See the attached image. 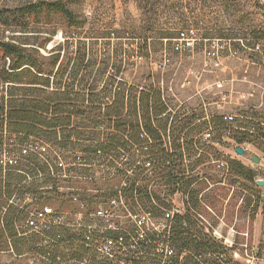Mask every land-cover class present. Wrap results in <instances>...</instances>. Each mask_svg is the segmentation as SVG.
I'll return each instance as SVG.
<instances>
[{"label":"trees","instance_id":"16d2710c","mask_svg":"<svg viewBox=\"0 0 264 264\" xmlns=\"http://www.w3.org/2000/svg\"><path fill=\"white\" fill-rule=\"evenodd\" d=\"M54 16L65 21L60 24L50 22ZM42 18L48 19L49 26L44 25L46 22H42ZM84 23L85 20L69 2L31 0L20 6L0 8V133L15 136L14 141L20 144L32 139L71 149H101L118 157L117 148L128 150L132 144L142 142L139 133L141 128L144 129L152 141L150 153L158 154L152 158L159 166L155 177L164 178L165 184L178 186L183 194L191 196L183 202L185 212L175 214L172 243L178 249L192 250L195 254H201L204 248L212 252H227L228 248L203 234L202 228H195L190 211L198 209V194L202 189L190 190V185L200 182L199 186H202L208 177L186 178L183 154L177 151L180 148L178 140L183 139L184 154L188 158L196 157L194 166H198L207 162L208 153L215 159L219 157L214 146L202 147L201 141L194 138L208 124L219 132H226L236 145H255L257 141H264V128L257 122L258 119L264 121V113H254L249 108L246 119L236 118L228 122L223 116L216 115L208 122L199 121L192 126L190 122L196 117L193 114H173L169 126L173 152L167 154L160 132L165 134L171 113L167 112L159 93L153 90L151 96L145 92L136 96L133 86L121 76L123 67L128 66L127 61L124 66L116 67L114 73L108 72L104 76L107 66L99 60V50L92 40L94 36L84 34L83 37L89 38L85 42L79 35L85 30ZM58 29L62 40L47 47ZM159 38L168 42L173 37L170 32H165ZM217 38L226 39L223 36ZM238 38L264 40V30L250 31L249 37H233ZM143 44L142 50L147 47L145 42ZM254 58L255 54L248 56L252 62H255ZM150 88L153 89L152 85ZM99 127L102 131L98 130ZM90 132L101 135V138L91 139ZM191 133L195 135L190 136ZM86 141H93L94 145L83 144ZM227 163L229 183H235L236 177H241L245 186L255 184L256 174L252 169L234 159ZM126 164L135 166L136 160L130 156ZM46 168L44 160L34 153L25 155L15 167L5 170L0 167V237L9 240L10 249L16 256L37 253L51 259L54 255V247L44 245L42 237L21 228L26 215L16 203L9 202L13 196L20 200L25 193H31L36 201L43 199L44 192L39 188L45 184ZM138 168L141 167H136L135 178L142 172ZM210 178L213 180L215 176ZM140 191L146 195L143 188ZM126 195L131 200L129 205L133 206L131 190ZM153 195L157 198L155 192ZM140 202L144 204L141 199ZM161 205L167 206L164 202ZM2 208L5 211L1 213ZM59 240L63 241L59 237L55 241ZM82 249L86 254L87 249ZM96 264L106 263L101 259ZM183 264L197 263L186 255ZM226 264L233 263L226 260Z\"/></svg>","mask_w":264,"mask_h":264},{"label":"rangeland","instance_id":"374dc122","mask_svg":"<svg viewBox=\"0 0 264 264\" xmlns=\"http://www.w3.org/2000/svg\"><path fill=\"white\" fill-rule=\"evenodd\" d=\"M28 1L31 0H0V8H12ZM55 1L61 4L69 2L85 20V30L79 35L85 42L89 38L83 37L84 34H86L85 36H94L92 40H94L95 48L99 50L97 53L99 60L103 62L104 66H107L104 76L108 72L114 73L116 67L120 64L124 66L127 61L128 66H122L124 72H128L134 82H139L151 68L158 67L163 49H168L167 52L171 50V56L174 55L171 41L164 42V39L159 36L170 32L171 36L175 37L178 30L192 27L196 31L198 40L195 41L190 51H183L181 54L175 52V62L182 60L181 64H175V67L181 69L180 72H177V77H182V68L201 67L205 58L214 70L212 78L227 76L229 79L231 77L241 79L240 82H236L235 88L239 92L249 93L257 90L255 94L258 95V90H260L258 86L264 85L263 70L260 68L259 72V66L248 59L250 54H255V62L264 65V56L251 51L257 42L264 51V40L233 39L236 36L249 37L250 31L261 32L264 30V0ZM42 19V22H46L45 26H49L47 23L49 21L57 24L65 21L58 16L52 17L49 21L47 18ZM4 34L9 35V32ZM220 36L226 37V39L217 40V37ZM62 37L58 29L47 47L52 46L55 41L62 40ZM205 37L215 39L212 40L214 43L223 46L222 49H218L220 52L217 53V59L209 58L205 54L206 51L213 49L212 41L203 40ZM144 42L147 47L142 50L141 48L145 46ZM233 49L238 51L237 55H228L225 59L229 50ZM124 52L125 54H123ZM134 52L141 53L143 57V60L137 64L130 60ZM191 52L193 57H191ZM121 76L124 77V74ZM238 91L234 93H238ZM204 96L209 98L210 93L207 91ZM237 96L238 94H235L227 105H222V108L211 106V111L227 114L239 112L240 106L237 102L240 100ZM256 101L257 99L251 96L244 99V103L247 105L254 104ZM260 111L264 112L263 107ZM194 135V133L190 134V136ZM85 136L88 137V134L85 133ZM89 136L91 139L101 138V135L92 132L89 133ZM14 140L15 136L0 133V142L10 145V149L13 151L15 150L13 145H20L19 141ZM211 142L215 145L204 141H201L200 145L202 147L203 145L214 146L219 154L218 159H222L226 163L229 159L238 160L255 172V180H264L263 140L257 141L255 145L249 143L236 145L226 132L213 129L211 130ZM83 144L86 145L87 141ZM236 146L243 149L242 155L235 152ZM208 155L210 157L207 162L198 166H194L196 157L188 158L186 155L185 168L189 172L186 176L188 179L192 176L208 177V181L205 180L206 184L204 183L202 186H199L200 182L190 185V190L202 189L198 194L200 199L198 209L190 211L196 225L195 228H202L203 234H208L213 240L229 249L223 257L214 252L213 256L207 258H210L209 261L212 264L219 263L218 258L222 261L224 259L231 260L233 264H264V185L260 186L255 183L245 186L246 183L241 177H236L235 183H229L228 163L227 166L221 167L215 161L212 162L211 159L216 160L215 156L209 153ZM252 157H257L258 161H252ZM210 176H215V178L211 180ZM213 181L221 183L214 184ZM187 197L190 199L191 196L187 195ZM18 203L21 205L24 203L22 198ZM24 206L31 209L34 205L26 201ZM177 206L180 204L175 201V207ZM180 209L185 212L183 207ZM194 212L200 214L203 219L195 215ZM117 221L120 226H125L133 231L129 219L120 218ZM213 231H216L220 237H214ZM8 242L9 240L6 241L0 237V249L6 250V247L9 246ZM5 250H0V264H45V261L35 254L16 257L11 251L1 252ZM235 251L237 256L233 254ZM90 253L95 256L91 259V264H96L101 260L95 252L90 251ZM203 258V256L200 257V259Z\"/></svg>","mask_w":264,"mask_h":264},{"label":"built area","instance_id":"2783aa9c","mask_svg":"<svg viewBox=\"0 0 264 264\" xmlns=\"http://www.w3.org/2000/svg\"><path fill=\"white\" fill-rule=\"evenodd\" d=\"M238 38L236 40H239ZM198 38L196 31L192 28L178 30L176 36L170 39L171 48L175 52L190 51ZM208 41L215 39L208 38ZM217 40H225L218 39ZM166 40H164L165 42ZM212 41V48L205 52L209 58H218V49H222ZM251 51L264 56V51L257 42ZM220 52V51H219ZM237 50H229L226 57L236 56ZM163 63L168 62L166 49H163ZM130 60L137 64L143 60L142 55L134 52ZM250 61V60H249ZM252 62V61H250ZM259 66L264 72V65L258 62H252ZM216 87L223 89L221 81L216 82ZM260 88V106L264 108V85ZM117 88H114L116 90ZM228 101L233 98L235 90L230 86ZM254 92H238L239 105L243 103L246 97L252 96ZM225 99V97H222ZM264 113V112H261ZM223 118L231 122L236 118H247L242 113L223 114ZM257 122L264 128V121L258 119ZM100 131L102 128L99 127ZM211 130L213 127L208 124L194 138L207 143L211 142ZM126 138V135L124 136ZM139 138L142 142L138 145L132 144L126 149L117 148L115 157L113 152L101 149H71L59 147L54 143L43 142L39 140H28L20 145H13L15 150H11L10 145L4 142L0 145V167L5 170L7 167H15L22 158L30 153L37 154L47 164L49 175L61 182L79 181L80 185H57V191H67L66 199L74 205L73 210L57 209L50 204H33V208L27 209L24 203L19 204V200L14 196L9 200L10 203H16L24 211L26 218L22 228L27 233H34L42 237L43 244L50 246L54 243L46 236V233L53 228L73 227L80 231L78 244L88 251L95 252L106 264H183L186 255H190L193 262L197 264H211L210 258L215 253L207 248L196 255L192 250L178 249L172 243L171 238L174 233L175 214H183L180 207L184 209V201L188 200L187 195L178 189V186L167 185L164 178L155 177V171L158 165L152 161V158L158 155L150 153L149 147L152 144L150 137L144 129L141 128ZM72 140H74L72 138ZM162 145L165 152H173L169 129L162 136ZM87 144L94 145L93 141H87ZM180 151L183 154L182 164L186 168V155L184 154L183 139L178 140ZM212 145H215L212 143ZM176 152V150H175ZM136 160V165L129 167L126 164L129 157ZM219 166H227L226 161L222 159L212 160ZM166 165H170L166 162ZM141 172L135 178L136 167ZM67 168H75L70 172ZM189 172L186 170L185 175ZM208 181V180H207ZM221 183V182H218ZM217 184V183H215ZM145 187V188H144ZM143 188L146 195H142L140 189ZM159 192H158V189ZM131 190L132 200L135 202L130 206V199H127V191ZM156 193L157 198L153 195ZM83 193V196L80 195ZM158 193V194H157ZM140 199L144 202L141 204ZM175 201L180 206L175 207ZM29 202V201H27ZM161 202L167 206L161 205ZM182 205V206H181ZM208 208V207H207ZM5 208H2V212ZM199 218L200 214L194 212ZM192 215V214H191ZM194 215V217H196ZM127 218L133 226L130 231L125 226H120L118 219ZM184 224H186L184 222ZM213 235L219 238L220 235L213 231ZM220 257L226 252H216ZM234 256H237L235 251ZM203 259H200L202 256ZM42 259H48L41 256ZM56 262L60 261L56 258ZM219 263L226 264V260L218 258ZM78 264H91L90 257L83 256L77 260Z\"/></svg>","mask_w":264,"mask_h":264},{"label":"crops","instance_id":"0c3cea01","mask_svg":"<svg viewBox=\"0 0 264 264\" xmlns=\"http://www.w3.org/2000/svg\"><path fill=\"white\" fill-rule=\"evenodd\" d=\"M208 38H204L203 40H207ZM168 50V49H166ZM171 50L166 51L168 62L163 63V50L160 57V64L155 69H150L143 78L139 82H134L133 78L129 76L128 72H124V79L126 82L133 86V93L138 96L140 92H145L148 95H152L153 90L159 93L161 102L166 106L167 112L171 113L169 117V121L167 122V130L171 124V120L173 114L177 115H188L193 114L196 116L191 122L190 126L195 125L197 122L201 121H209L211 117L219 115L223 116L224 113L222 112H212L211 106H218L222 108V105H227L229 103V87L231 86L235 91L237 81L240 82L241 79H236L234 77H219V78H212V74L214 70L211 67V64L204 58L203 65L199 68H182V77L179 78L176 76L177 72H180L181 69L175 67V64H181L182 60H179L177 63L175 62V51L172 50L174 55L171 56ZM192 53V52H191ZM181 54V53H180ZM180 56V55H179ZM193 53L191 57H193ZM204 56V54H203ZM222 57V56H221ZM219 57V58H221ZM225 59L227 57L225 56ZM211 62V60H209ZM208 62V63H207ZM260 72V68H259ZM184 75V76H183ZM221 81L223 83V89H219L216 87V82ZM152 85L153 89L150 88ZM207 91L210 93L209 98L204 96ZM213 91V93H211ZM239 92V91H238ZM243 92V91H241ZM237 93H234V95ZM260 90H258V95L253 94L251 97L257 99L254 104L247 105L244 103L238 104L240 106L239 113L243 115L247 114L249 108L253 110L254 113L260 114ZM233 95V96H234ZM222 97H225L223 99ZM238 97V96H237ZM171 106H170V105ZM202 108V109H201ZM264 109V108H263ZM185 110V111H184ZM200 111V112H196ZM246 119V118H242ZM177 121V118H176ZM176 123V122H175ZM166 132V131H165ZM161 136L164 135L163 132H160ZM181 135V134H180ZM72 170H76L75 168H67L66 171L70 172ZM48 167L46 168L44 180L45 184L39 188L43 190L44 198L36 201L35 198L31 193H25L21 196L23 202L25 200L31 202L35 205L40 204H50L54 208L57 209H65V210H73L74 205L70 203L67 197V191H57V185H80L79 181L72 180L71 182H61L58 180L53 179L49 175ZM41 176V175H40ZM39 176V177H40ZM83 196V193H80ZM20 198V200H21ZM19 200V201H20ZM80 231L77 228L73 227H59L53 228L47 232L46 236L51 240H54V243H50L51 247H54V255L51 259H43L45 264H78L76 263L77 260L81 259L83 256H89L90 260L95 257L87 250L86 254L82 253V245L78 244V239L80 237ZM62 238L63 241H55L57 238ZM9 246L6 247L5 251L1 252H8L11 251L10 242H8ZM40 258H42L37 253H33ZM29 255V254H28ZM27 255V256H28ZM81 257H79V256ZM16 256V255H15ZM23 257V255H17L16 257ZM50 258V257H49ZM56 258H59L60 261L56 262Z\"/></svg>","mask_w":264,"mask_h":264},{"label":"water","instance_id":"95a60500","mask_svg":"<svg viewBox=\"0 0 264 264\" xmlns=\"http://www.w3.org/2000/svg\"><path fill=\"white\" fill-rule=\"evenodd\" d=\"M235 152L238 153V154H240V155H242V154H243V149L240 148V147H236V148H235ZM251 159H252V161H254V162H257V161H258L257 157H252ZM255 183H256L257 185L263 186V185H264V180L256 179V180H255Z\"/></svg>","mask_w":264,"mask_h":264}]
</instances>
